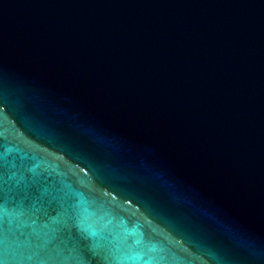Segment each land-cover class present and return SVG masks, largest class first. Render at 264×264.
Segmentation results:
<instances>
[{
  "label": "water",
  "instance_id": "95a60500",
  "mask_svg": "<svg viewBox=\"0 0 264 264\" xmlns=\"http://www.w3.org/2000/svg\"><path fill=\"white\" fill-rule=\"evenodd\" d=\"M0 215L5 264H264V0H0Z\"/></svg>",
  "mask_w": 264,
  "mask_h": 264
},
{
  "label": "snow or ice",
  "instance_id": "6c2138e0",
  "mask_svg": "<svg viewBox=\"0 0 264 264\" xmlns=\"http://www.w3.org/2000/svg\"><path fill=\"white\" fill-rule=\"evenodd\" d=\"M38 182H33L31 185L30 190L26 189L24 191L16 192L10 195V200L13 205H16L18 202L25 208L29 209L32 207L33 200L40 201V196L38 194ZM55 199V197H53ZM50 203V202H48ZM41 211H46L44 208V202H41ZM68 225L65 224V228H67ZM4 230V221L3 216L0 215V233H2ZM0 264H5V261L0 258Z\"/></svg>",
  "mask_w": 264,
  "mask_h": 264
}]
</instances>
